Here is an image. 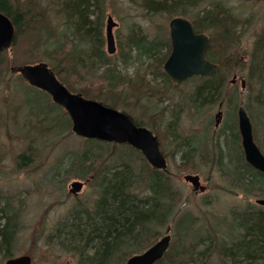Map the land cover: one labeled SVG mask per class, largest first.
I'll return each instance as SVG.
<instances>
[{"label":"trees","instance_id":"16d2710c","mask_svg":"<svg viewBox=\"0 0 264 264\" xmlns=\"http://www.w3.org/2000/svg\"><path fill=\"white\" fill-rule=\"evenodd\" d=\"M142 1V7L147 13L155 15L168 13L172 17L181 16L192 22L196 32H208L210 45L207 59L216 63L218 68L211 76L194 77L187 81H194L193 86L191 84L187 103L201 112L208 104L213 105L222 100L226 96L228 76L226 73L231 72L238 64L237 51L233 54V50L237 49L233 48H236L238 43L240 22L232 14L231 7L224 0H210L211 5H206L191 15L189 9L199 6L206 0ZM55 2L57 7L53 9L64 22V27L60 26L63 28L61 31L46 15L48 9L44 8L39 0H0V11L12 20L17 29L14 45L17 47L19 39L26 35L29 36L28 50L39 55L38 58L41 61L48 63L58 79L69 90L118 109L122 98L133 96L137 100H142L145 97L150 99V94L157 95L160 87L152 84L151 81L161 78L165 87L169 88L172 81L162 70L163 63L171 50L168 39L163 41L150 37L140 27H134L136 25L134 23L122 46L120 63L126 69L133 59H148L156 61L157 68L153 71L154 76L150 77V80H146L141 75L129 78L127 73H123V68L118 62L114 59L112 61L113 56L108 55L104 49L107 7L111 6L109 5L110 0H55ZM232 37L234 40L231 39ZM256 39L258 44L254 48L250 63V78L257 86L254 100L260 102V107L263 108L264 44L259 47V43L264 40V30ZM49 46L53 47L51 51L48 50ZM119 47H121V42H119ZM163 49H166V53L161 57L160 53ZM8 55L7 51L0 53V83L5 82L7 85L5 70L10 69L11 71L12 66L20 64ZM157 69L158 72H156ZM16 75L20 82L24 83L23 91L26 97L31 95L39 101L42 100L41 107L36 108L34 118L30 117L35 109L33 107L25 110L23 115L21 109L17 111V119L20 116L24 119V122H21L22 126H26L28 120L33 121L34 124H38L36 132L42 136L55 135L61 138L72 133V123L67 113L55 104H52L51 111L48 113L50 96L42 90L25 85L26 81L22 76L18 73ZM71 78H73L72 86L69 84ZM78 83L84 88L78 89L73 86H77ZM95 84L99 85L92 86ZM127 86L130 89L127 90L125 88ZM228 100L232 102L230 104L231 117L237 101L232 98V95L228 97ZM24 105L29 108L27 102ZM132 116L137 125L153 128L155 131L163 128L161 133L170 139L173 155L181 153L180 159L184 166L200 154L201 146L196 137H182L174 132L181 118V112L179 113L178 109L175 113L171 111L168 124H164L165 115L162 117L159 113H149L148 116L156 117L155 121H152L151 128L145 125L143 120ZM232 126L229 128L231 133L228 132L225 136L224 146L218 145L220 148L216 149L215 155L208 156L206 149H203L202 153H206V158L219 167L224 168L225 166L224 173L231 174V183L244 193L251 196H264V174L248 164L239 152L241 149L239 134L237 128L234 127V122ZM86 143L92 146L80 154V158L76 156L81 163L79 174L76 171V176L80 179L91 176L93 172L91 164L101 159L99 151L112 145L96 140H86ZM115 146L112 147L116 151ZM121 146L130 150V156L135 154L136 159L142 158L141 168L131 165L133 162L131 157L125 160L124 154L117 152L119 154L118 166L114 165L111 170L110 168L104 169L98 181L100 198L93 212L77 206L72 210L70 217L65 221H60L61 224L57 227L56 237L60 240L59 244L65 251H73L76 254L78 264H110L113 255L119 251L122 253V262L128 254L133 255L132 250V253L127 250L136 246L141 248L145 243L150 242L156 237L155 228L163 226L169 219L175 221V229L181 240L192 224L189 215L176 218L174 205L177 193L172 189L170 173L152 168L143 155L132 147ZM29 155L22 153L16 157L18 167L26 165L31 160ZM91 158L93 159L90 160ZM87 161L91 162L88 164ZM94 175L95 173L93 177L97 176V173ZM140 187L147 191L143 197H140L137 191ZM12 208L8 203L6 210L2 209L6 221L0 224V257L5 261L15 257L14 248L19 221L17 211H12ZM233 224L237 231L240 230V235L223 248L221 257L224 260H230L233 264H253L255 262L264 264V207L248 204L244 210L233 213ZM202 238H198L197 242H192L187 246L181 258L188 257L194 262L198 259L203 260L211 244L206 250L200 252L198 247L205 242ZM177 245V252L172 251L170 247L165 257L156 264H179L177 260H180L183 249L180 251L181 242ZM184 261L185 259L182 260Z\"/></svg>","mask_w":264,"mask_h":264},{"label":"rangeland","instance_id":"374dc122","mask_svg":"<svg viewBox=\"0 0 264 264\" xmlns=\"http://www.w3.org/2000/svg\"><path fill=\"white\" fill-rule=\"evenodd\" d=\"M39 1L44 8L48 9L46 15L49 16L58 30H63L61 27H64V22L56 14V10L53 9L57 7L55 0ZM224 1L231 7L232 14L240 22L238 26L239 39L236 46L240 54L239 59L237 58L238 64L231 72L226 73V76L228 75L227 90L226 96L223 98V118L220 127L216 128L210 122L211 117L217 114L218 103L205 107L201 112L187 103L194 81L179 86L170 83L169 88H166L164 81L159 78L151 81L152 84L160 87V91L157 95L150 94V99L145 97L142 100L138 99V101L133 96L121 99V106L118 109L138 117L148 127L156 119L154 116H148L149 113H159L162 117L165 115L164 124H168L171 111L175 113V110L178 109L179 113L181 112V118L175 128V134L182 137H196L198 144L201 146L200 154L191 162H187L188 164L185 163L186 166H184L180 159L181 153L173 155L170 139H167L161 133L163 128H158L159 130L155 131L150 127L156 135L160 136V141L162 140L161 150L168 160L172 189L177 193L174 205V212L177 213L176 218L189 215L192 224L183 236V240H181L178 231L175 229V221L169 219L163 226L155 228L157 231L156 237L151 239L150 242L145 243L141 248L138 246L131 248L127 252L132 250L133 254L142 253L159 240L166 229L170 227L172 251L177 252L178 242L182 243L180 251L183 249V254L181 253L180 260H177L179 264H233L230 260H224L221 257L223 248L240 235V230L237 231L233 224V213H239L248 204L256 205L255 201L257 199L264 198V196L247 195L243 190L229 183L227 177H224L225 166L224 168L219 167L206 158L207 155L216 154L218 145L224 146L225 137L220 135L228 118L230 123L234 122V127L238 130L237 106L239 105H243L249 116H251L254 139L264 153V107L259 110L257 108L256 99L254 100L257 86L250 78V63L255 48L253 42L264 30V0ZM142 2V0H110L109 5L111 6L107 7V12L119 24L114 31L117 41V53L113 55L112 61L118 62L120 67L123 68V73H127L129 78L141 75L146 80H150V77L154 76L153 71L157 68L155 66L156 61L133 59L125 69L120 63L122 46L128 37L130 27L134 23L136 24L134 27H140L150 37L170 41L168 23L172 16H169L168 13L157 15L147 13L142 7ZM211 4L210 0H206L199 6L190 8L189 12L192 15L195 11L197 12V10ZM206 34L208 35V32ZM28 38L29 36L26 35V37L19 39L17 47L13 45L11 57L16 60L17 64L43 62L38 58L39 55L28 50ZM32 42L34 41L32 40ZM119 42H121V47H119ZM52 49V46L48 47L49 51ZM104 49L106 51V45ZM165 53L166 49H163L160 56L163 57ZM9 72L14 73L10 69L5 70L8 85L5 82L0 83V224L6 221L2 209L6 210L8 203H10L11 207L15 209L12 208L11 210L17 211L19 221L15 239V257L30 255L33 264H78L76 254L73 251H65L59 244L60 240L56 237L57 227L61 224L60 221L68 219L72 214V210L77 206L93 212L100 198L98 181L102 177L104 169L110 168L111 170L114 165L118 166L119 152L124 154L125 160L131 157L133 160L131 165L135 168H141L142 158L138 157L136 159L135 154L130 156V150L126 147L110 144L111 146H108V148L99 151L101 154L100 161H94L91 164L93 165L91 170L95 175L97 173V176L94 175L95 177H93L94 173L92 172L91 176L84 179L77 178L76 173L79 171L81 163L76 156L80 158V154L92 145L86 143L87 139L74 133L61 138L55 135L42 136L36 132L38 124H34L33 121L28 120L26 126H22L21 122H24V119L21 116L17 119V111L21 109L23 115L25 110L27 111L30 107H33L35 109L32 110L33 113L30 116L33 117L36 108L41 107L42 100L39 101L31 95L26 97L25 91H23L24 83L20 82L17 73L13 75ZM156 72H158V69ZM100 73L99 75H101ZM234 75H236V80ZM72 79H69L71 86L73 84ZM243 81L245 82L244 87L242 86ZM25 85L28 86L26 82ZM98 85L92 86L96 87ZM73 86L78 89L80 87L84 88L80 83ZM125 88L130 89L128 86ZM230 92L237 93V95H232L237 104L232 112L234 115L231 116V119L229 112L232 109L230 107L232 102L228 100ZM26 102L29 108L26 107L27 105L23 106ZM48 104L50 105L49 113L53 104L51 99H49ZM232 118L234 119L232 120ZM230 126L233 127L232 124ZM228 132L231 133L230 129ZM112 146L116 147V151ZM203 149H206L207 155L202 153ZM22 153L30 154L31 160L26 165L18 167L16 157ZM90 162L87 161L86 163L89 164ZM186 174L200 175L202 184L207 185L208 190L205 193L196 194L192 186L183 180ZM76 180L85 182V185L77 196H73L69 193V188L71 183ZM137 191L140 197L145 196L147 192L141 187ZM201 237L205 242H202L201 246L198 247L200 252L206 250L211 244L207 255L205 253V257H203L206 260L198 259L194 262L188 257L181 258L185 254V248L192 242H197L198 238ZM121 254L119 251L116 255H113L110 264H125L127 258L131 256L128 254L125 260L121 262L123 259H121ZM183 259H185L184 262H182ZM0 264H5V260L1 257ZM253 264L259 263L255 262Z\"/></svg>","mask_w":264,"mask_h":264},{"label":"water","instance_id":"95a60500","mask_svg":"<svg viewBox=\"0 0 264 264\" xmlns=\"http://www.w3.org/2000/svg\"><path fill=\"white\" fill-rule=\"evenodd\" d=\"M117 23L111 15L107 18L106 43L107 52H116L114 28ZM172 50L164 63V72L175 82L193 76H209L216 69V64L206 59L209 39L202 33H196L191 22L183 17H175L169 23ZM16 35V27L12 20L0 11V53L11 49ZM14 69V68H13ZM27 82L47 92L54 103L60 105L72 121V131L77 136L117 144H128L139 150L147 162L155 169L167 171L168 161L160 149V140L151 130L138 126L132 116L99 101L87 99L82 94L72 93L62 84L46 63L23 65L16 67ZM221 113H218L217 122ZM239 131L247 162L258 171L264 173V154L258 148L253 137V127L244 107L238 110ZM183 179L192 185L195 193H203L207 186L202 185L199 175L187 174ZM84 183L74 181L69 192L77 195L82 191ZM264 207V198L255 201ZM167 229L166 234L147 250L129 257L125 264H156L168 251L172 236ZM5 264H32L29 255L8 259Z\"/></svg>","mask_w":264,"mask_h":264},{"label":"bare ground","instance_id":"6f19581e","mask_svg":"<svg viewBox=\"0 0 264 264\" xmlns=\"http://www.w3.org/2000/svg\"><path fill=\"white\" fill-rule=\"evenodd\" d=\"M16 36H17V29H16V35H15V39H16ZM232 40H234V37H232L231 38ZM257 44H258V40L255 38L254 39V42H253V45L254 46H257ZM264 44V40L263 41H260V43H259V47L261 46V45H263ZM237 50H234V52L235 51H237V58L239 59V54H240V52H239V50H238V48H236ZM234 52H233V54H234ZM236 58V59H237ZM227 90V89H226ZM225 90V91H226ZM229 93V92H228ZM230 95H237V93H234V92H230ZM223 105H224V100L222 99V100H220L219 102H218V111H217V114L214 116V117H211V120H210V122H211V125L213 124L216 128L217 127H220V125H221V123H222V115H223V111H222V107H223ZM256 105H257V108H258V110L261 108L260 106H261V103L260 102H256ZM211 105H207L206 107H210ZM243 107V105H239V106H237V114H238V110H239V108L240 107ZM236 107V106H235ZM235 109V108H234ZM233 112V111H232ZM255 112H256V109H255ZM218 113H221V117H220V121L219 122H217V119H218ZM230 113V112H229ZM234 115V114H233ZM250 118H251V116H249ZM230 119H231V117H230ZM234 118H232V120H233ZM232 123H230L229 122V118L226 120V122H225V124H224V130H222L221 132H222V137H225L226 135H227V133H228V130H229V128H230V125H231ZM237 132H238V134H239V131L237 130ZM254 135V134H253ZM239 139H240V146H241V149L239 150V152L244 156V159L246 160V158H245V153H244V150H243V146H242V138H241V136H240V134H239ZM246 162H247V160H246ZM248 163V162H247ZM249 164V163H248ZM253 167V166H252ZM254 168V167H253ZM255 169V168H254ZM257 170V169H256ZM224 177H227V180H228V182L229 183H231L232 182V177H231V174H229V173H226L225 175H224ZM154 244V243H153ZM152 244V245H153Z\"/></svg>","mask_w":264,"mask_h":264},{"label":"flooded vegetation","instance_id":"af4514ba","mask_svg":"<svg viewBox=\"0 0 264 264\" xmlns=\"http://www.w3.org/2000/svg\"><path fill=\"white\" fill-rule=\"evenodd\" d=\"M75 196V195H74ZM77 196V195H76Z\"/></svg>","mask_w":264,"mask_h":264}]
</instances>
